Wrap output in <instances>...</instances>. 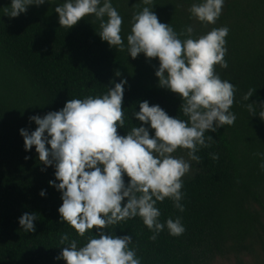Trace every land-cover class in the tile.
Returning <instances> with one entry per match:
<instances>
[{"label":"trees","instance_id":"trees-1","mask_svg":"<svg viewBox=\"0 0 264 264\" xmlns=\"http://www.w3.org/2000/svg\"><path fill=\"white\" fill-rule=\"evenodd\" d=\"M64 2L30 5L12 18L5 14L11 0H0V264H66L56 259L67 247L61 237L67 234V243L75 239L78 247L87 242L88 234L80 237L61 221L62 194L49 184L56 179L54 166L39 160L35 146L25 150L20 129L38 127L30 116L59 111L70 99L101 96L114 82L126 80L120 135L142 123L133 113L144 100L159 104L172 117L187 119L180 94L159 86V59L128 54L133 16L148 5L142 0H112L123 18L125 47L120 50L101 39L100 21L94 15L70 29L61 27L55 8ZM193 3L200 0H153L149 7L181 40L188 38L182 33L189 25L194 39L213 28L229 29L224 57L228 67L214 68L235 86L230 110L236 121L205 133V138L213 136L211 146L200 148V161H190V172L182 178L184 211L171 199L157 202L162 223L181 218L186 228L182 235L171 236L165 226L152 240V230L139 216L110 226V231L132 236L129 247L141 264H264V170L258 155L264 153V120L252 116L247 107L257 102L259 111L258 102L264 101V0H225L215 24L193 17ZM249 90L254 93L245 100ZM187 151L178 149L173 155L188 160ZM124 179L127 183L130 177L125 174ZM42 189L46 196L40 195ZM25 212L37 216L35 232L21 228L19 217ZM91 235H96L95 228Z\"/></svg>","mask_w":264,"mask_h":264},{"label":"clouds","instance_id":"clouds-1","mask_svg":"<svg viewBox=\"0 0 264 264\" xmlns=\"http://www.w3.org/2000/svg\"><path fill=\"white\" fill-rule=\"evenodd\" d=\"M53 3V0H11L9 17L25 13L30 5ZM225 0H200L189 12L201 22L215 24ZM142 11L133 16L131 33L127 36V51L132 58L143 53L146 58H158L155 75L159 86L180 94L181 109L186 120L170 116L159 104L147 100L139 103L133 116L142 122L133 126L127 135H120L118 127L125 126L122 108L126 80L114 82L101 96L70 99L59 111L29 117L38 127L34 131L20 129L24 147L33 146L45 166H54L55 180L49 184L61 192L62 205L58 211L62 222L71 225L87 242L78 247L67 234L61 237L64 247L57 260L66 264H141L136 251L129 247L131 235H113L110 226L122 221L142 218L152 230L155 240L165 226L171 236H180L186 228L181 218L159 219L157 202L171 199L174 207L184 211L182 178L190 172V161H200L196 153L201 147H210L213 136L206 132L231 126L236 115L230 110L234 104L235 86L222 80L214 66L227 68V27L213 28L205 35L192 38V26H186L188 38L181 40L170 23H162L152 11L153 0H142ZM55 11L61 27L70 29L81 18L94 15L100 21L98 32L110 47L123 50L121 36L122 16L112 0H65ZM107 17V20L104 18ZM120 75L119 72L116 73ZM254 90L244 96L252 97ZM247 105L252 116L264 120V101ZM154 130V134H150ZM46 145H50L47 147ZM178 149H186V160L175 156ZM260 168L264 170V153ZM211 158L219 159L217 154ZM27 158V157H26ZM130 177L125 183L124 176ZM59 181V183H57ZM46 196V190H41ZM125 198L126 202H125ZM35 213L25 212L19 224L25 233L35 232ZM95 228V236L91 233Z\"/></svg>","mask_w":264,"mask_h":264},{"label":"rangeland","instance_id":"rangeland-1","mask_svg":"<svg viewBox=\"0 0 264 264\" xmlns=\"http://www.w3.org/2000/svg\"><path fill=\"white\" fill-rule=\"evenodd\" d=\"M221 264H224V263H221Z\"/></svg>","mask_w":264,"mask_h":264}]
</instances>
